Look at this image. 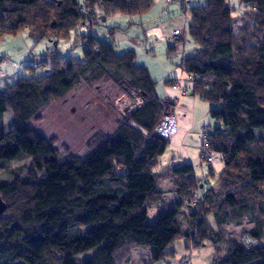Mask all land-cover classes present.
Here are the masks:
<instances>
[{"label":"trees","instance_id":"1","mask_svg":"<svg viewBox=\"0 0 264 264\" xmlns=\"http://www.w3.org/2000/svg\"><path fill=\"white\" fill-rule=\"evenodd\" d=\"M153 3L0 0V38L27 30L33 38L57 43L75 31L83 49L79 59L49 51L39 66L42 78H21L0 90V264H130L134 247H169L181 238L187 249L196 240L227 242V256L214 264H264V247L258 245L264 238V0H239L237 13L227 0L189 9L197 48L180 66L194 76L191 94L209 103L212 118L221 122L207 131L211 151L224 162L214 185L199 180L191 164L159 171L171 141L156 134L165 115L157 82L136 64L134 51L119 54L113 42L97 37L96 28L109 18L143 15ZM102 81L114 83L131 100L127 114L113 133L97 130L84 155L54 149L56 138L46 139L33 122H41L52 103ZM9 111L11 129L4 123ZM17 131L52 152L30 157ZM58 172L61 178L49 179ZM165 181L173 185L170 209H163L165 192L159 188ZM204 182L209 186L195 207L193 191ZM152 209L159 212L149 223ZM245 220L251 227H242L247 241L242 245L227 237L225 227ZM92 250L90 259L80 258ZM163 252L162 258L174 250Z\"/></svg>","mask_w":264,"mask_h":264},{"label":"rangeland","instance_id":"2","mask_svg":"<svg viewBox=\"0 0 264 264\" xmlns=\"http://www.w3.org/2000/svg\"><path fill=\"white\" fill-rule=\"evenodd\" d=\"M182 4V8L179 5ZM80 4L84 0H78ZM233 7V12L240 11L239 0H227ZM206 0H176L173 3H166L165 0H154L153 6L147 13L137 16H146L144 19L153 21L154 23H162L168 21L176 15L182 18L189 19V9L200 5H205ZM175 7L176 12L172 11ZM176 14V15H175ZM120 16V15H118ZM128 16H126L127 18ZM170 17V18H169ZM119 17H111L108 22L111 25L120 22ZM189 29V25L188 28ZM187 36H191L189 30ZM182 38V37H181ZM75 31L72 32L71 37L61 39L57 43L51 39L45 38L38 40L33 38L27 30L20 31L17 35H5L0 38V62H2L4 75H0V90L6 85H13L21 78H30L35 76L37 79L42 78L45 73L39 66L45 60L47 52L57 51L63 58L72 57L79 59L83 57V49L77 44ZM169 43H162L156 48L154 59L156 64L164 63L168 60ZM158 63V64H159ZM132 106L131 100L122 93V91L110 81H102L94 88L82 86L68 97L52 103L43 113V120L41 122H33V127L46 139L52 137L56 138L53 145L54 149L62 152L63 148L67 147L73 155H84L86 153L85 143L97 131L103 130L107 134H111L117 127V121L121 114L126 113V109ZM211 105L207 102H201L198 108V117L203 124L201 132H193L188 139L187 151L188 155L195 165L196 177L201 181H210L214 185L217 181L218 174L224 169V162L222 156L211 151L214 161L208 163L202 157L203 142L205 141L204 130L209 131L221 125V122L212 118L210 114ZM127 114V113H126ZM166 115L175 114L172 111H167ZM5 125L11 129L14 125L12 113H6ZM179 127V123H178ZM21 137L20 145L24 151L30 156L37 153L49 154L52 151L45 143L33 145L28 143L23 134L17 131ZM174 159L181 161L180 155L176 152ZM164 160V158H163ZM174 164L164 163L160 166L159 171L174 167ZM182 162V161H181ZM16 163L14 165H20ZM36 167L40 172L47 173V170L41 165ZM52 170H57L54 162L49 163ZM210 168L214 169V175L210 174ZM61 174L58 172L49 177V179H59ZM165 192L163 209H170L173 207L172 200L174 197L173 185L171 181H165L159 186ZM183 212H187V207H184ZM159 210L152 209L148 214L149 223L155 222ZM179 221L183 230L187 228V224L181 219ZM217 229L216 225L213 224ZM250 228L251 223L247 220L242 225H227V237L236 240L239 244L247 242L243 241V228ZM58 241H63V232L57 237ZM264 247V238L258 243ZM140 248V249H139ZM135 249V259L133 264H181L187 256L191 259V264H214V260L218 258H225L227 256V242L217 243L216 245L208 240H196L194 244H190L187 249V241L184 238L177 240L172 246L165 247L157 245L153 247L138 246ZM132 249V250H133ZM174 250V253L160 257L161 253ZM94 255V250L88 251L81 255L82 259H90ZM80 260V259H79Z\"/></svg>","mask_w":264,"mask_h":264},{"label":"crops","instance_id":"3","mask_svg":"<svg viewBox=\"0 0 264 264\" xmlns=\"http://www.w3.org/2000/svg\"><path fill=\"white\" fill-rule=\"evenodd\" d=\"M165 1L170 4L176 0L172 2ZM178 3L182 8L181 2L178 1ZM172 8V11L176 12L175 7L173 6ZM115 17H119L116 19H119L120 22L111 25L107 20L96 28L100 32L99 34L97 33V37L113 42L119 54L134 51L136 64L147 68L153 80L157 82V93L163 101L165 113L168 110L172 111L178 118V133L170 142L166 153L161 156L159 168L164 166L165 162H168L167 166L177 162L178 160L174 159L177 152L182 162L178 161L174 166L187 163L193 165L195 169V165L188 155L187 144L190 135L193 132H201L202 127L205 126L198 117L200 103L205 101L191 93L184 95L178 87L180 84L187 85L188 77L180 64L183 58L192 57L197 48L191 37L187 36L189 19L176 15L173 18L169 17L168 21L154 23L151 20L144 19L146 16H143V18L128 16L126 18V16L115 15ZM81 30L82 28H80ZM174 30H179L182 38L176 44H171L168 38ZM79 41L77 44H80ZM166 42L169 43L168 60L167 62L161 64L158 62L159 64H156L157 61L154 59L156 48ZM189 87L191 88L190 85ZM135 251V249L132 250V262L130 264L134 263Z\"/></svg>","mask_w":264,"mask_h":264},{"label":"built area","instance_id":"4","mask_svg":"<svg viewBox=\"0 0 264 264\" xmlns=\"http://www.w3.org/2000/svg\"><path fill=\"white\" fill-rule=\"evenodd\" d=\"M168 2H172L174 0H167ZM181 32L179 30H174L170 36H169V41L171 44H176L181 40ZM86 44V43H85ZM45 69H49V67H46ZM3 66L2 62H0V75H3ZM194 81V76L189 75L187 77V85L180 84L178 87L181 89L182 93L184 95H188L191 93V88L189 87L192 86ZM178 118L176 114L172 115H164V117L161 120L160 125L157 128L156 134L160 139L164 140H169L172 141L173 138L176 136L178 133ZM207 131L208 129L206 128L204 130V137L205 141L203 142V150H202V157L204 158L205 161L208 163H211L213 161V156L211 153V144L210 141L207 139ZM209 186L208 182H204L203 185L200 186L199 189L193 191V203L194 206H198L199 203H201L203 199V188ZM181 264H191V259L189 256H187L183 261H181Z\"/></svg>","mask_w":264,"mask_h":264},{"label":"water","instance_id":"5","mask_svg":"<svg viewBox=\"0 0 264 264\" xmlns=\"http://www.w3.org/2000/svg\"><path fill=\"white\" fill-rule=\"evenodd\" d=\"M4 209V205H3V203L0 201V213H1V211Z\"/></svg>","mask_w":264,"mask_h":264}]
</instances>
